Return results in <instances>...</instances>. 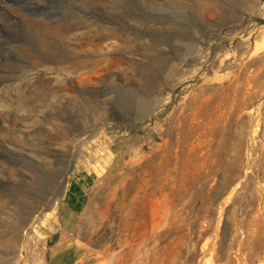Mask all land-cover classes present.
<instances>
[{"label": "rangeland", "instance_id": "1", "mask_svg": "<svg viewBox=\"0 0 264 264\" xmlns=\"http://www.w3.org/2000/svg\"><path fill=\"white\" fill-rule=\"evenodd\" d=\"M0 264H264V0H0Z\"/></svg>", "mask_w": 264, "mask_h": 264}, {"label": "crops", "instance_id": "2", "mask_svg": "<svg viewBox=\"0 0 264 264\" xmlns=\"http://www.w3.org/2000/svg\"><path fill=\"white\" fill-rule=\"evenodd\" d=\"M72 197L74 198V196L72 195ZM72 199V198H71ZM73 204L74 206H78L80 203H81V200L80 199H73ZM72 211V210H71ZM69 213L71 214L70 212V209H65L64 212L62 213V216L60 217V223L56 222V226L60 227L58 229V231L61 233V234H64V232L66 231V229L63 227V225H67L68 224V220H69Z\"/></svg>", "mask_w": 264, "mask_h": 264}, {"label": "bare ground", "instance_id": "3", "mask_svg": "<svg viewBox=\"0 0 264 264\" xmlns=\"http://www.w3.org/2000/svg\"><path fill=\"white\" fill-rule=\"evenodd\" d=\"M66 46H67V44H61V43L59 44L58 42H51V43H49L48 47L51 48L52 50L54 49L55 52L57 53L56 55H53V56L62 57L64 55L63 51H64V49H66Z\"/></svg>", "mask_w": 264, "mask_h": 264}]
</instances>
